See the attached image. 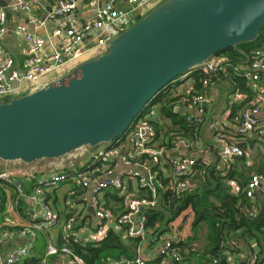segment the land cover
I'll use <instances>...</instances> for the list:
<instances>
[{"label":"built area","instance_id":"obj_1","mask_svg":"<svg viewBox=\"0 0 264 264\" xmlns=\"http://www.w3.org/2000/svg\"><path fill=\"white\" fill-rule=\"evenodd\" d=\"M124 1L127 6L118 8L117 0H88L95 12L90 18L78 21L77 0H56L44 15H38L34 11L40 6L41 0H8L6 7L11 12L25 14V22L18 23L13 28V35L21 44L23 68H16L14 59L3 49L1 41L7 31V13L5 8H0V100H9L57 83L76 65L73 62L88 51L96 50L98 55L104 53L110 39L137 21L140 13L136 10L151 7L156 0ZM48 22L55 25L45 36L35 32L36 29L45 28ZM65 65L70 68L63 72ZM229 68L248 82L252 95L248 97L238 89L230 95L228 108L220 116L228 119L231 114L229 108L241 104L237 109L238 113L232 118L235 122V135H228L223 131L214 134L218 154L225 161L244 156L246 150L239 144L236 136L248 133L254 134L257 144L264 148V51H253L252 57L245 63H233L226 55H216L195 67L186 76H191L195 71L202 73L204 77L201 80V90L193 91V87L180 90L177 82L183 80L184 75L166 87L176 97L172 102L174 112L180 106L188 111L192 110L181 115L193 128L190 137L177 134L171 139L170 148L162 145V137L157 135L153 124L158 105H151L112 144L87 146L89 151L95 148L94 153L78 154V158L67 162L69 171L50 172L37 182L30 195L35 208L29 215L28 223L1 229L0 243L3 239L17 237L27 238L29 242L15 246L7 255L0 253V264L21 262L31 253L38 233H46L57 227L60 217L46 202L45 190L57 188L70 178L76 182L79 190L72 194L77 198H71L70 204L74 205L79 200L85 208L92 207L93 212L90 213L93 221L79 224L76 212L68 214L62 224L63 243H47L44 257L38 260V264H49L48 258L57 255L64 257L61 264H86L69 244H99L110 229L120 231L122 239L134 241L135 248L129 256L102 257L101 264H146L142 246L145 242L152 241L157 243L153 250L156 264L181 263L185 254L177 245L178 238H181L179 228L188 221L191 209L184 211L177 223L167 225L157 237L152 229L146 227V212L157 208L162 192L180 197L192 191L196 185L192 179L198 173L197 164L201 163L205 167L211 164L209 160L196 154L199 151L198 128L204 120L211 82ZM58 70L60 71L55 76L44 80L46 75ZM0 179L15 188L13 206H17L24 195L22 180L2 171ZM130 182L134 183V187H130ZM227 186L233 194L243 193L248 199H253L258 193L264 203V173H251L245 185L231 178ZM114 190L123 199L121 208L117 210L110 208L103 199L104 194ZM139 190L143 193H131ZM244 211L250 215L257 213L249 205L244 207ZM234 251H224L225 264H264V259H260L256 250L242 263H236L228 258L229 253Z\"/></svg>","mask_w":264,"mask_h":264},{"label":"water","instance_id":"obj_2","mask_svg":"<svg viewBox=\"0 0 264 264\" xmlns=\"http://www.w3.org/2000/svg\"><path fill=\"white\" fill-rule=\"evenodd\" d=\"M263 23L264 0L161 1L57 83L1 99L0 159L32 163L112 144L157 93L204 61L232 48L248 62L239 44Z\"/></svg>","mask_w":264,"mask_h":264},{"label":"crops","instance_id":"obj_3","mask_svg":"<svg viewBox=\"0 0 264 264\" xmlns=\"http://www.w3.org/2000/svg\"><path fill=\"white\" fill-rule=\"evenodd\" d=\"M40 6L34 10L38 15H44L45 12L51 9V6L56 0H41ZM103 0H100L102 2ZM163 0H156L151 7H146L143 9H137L136 12L140 13L137 16V20L141 18L144 14H146L149 10H151L154 6L160 3ZM8 3V0H0V8H5L7 13V31L2 39V46L5 52H7L14 59V66L16 68H23V56L21 54V44L15 39L13 35V28L18 23L25 22V14L19 13L14 14L11 12L6 5L3 3ZM116 6L118 8H125L127 4L124 0H117ZM95 12V8L91 7L88 4V0H77L76 7V16L78 21H83L91 16H93ZM53 22H48L45 28L36 29L35 32L45 36L47 32H50L54 27ZM98 55L96 50H91L86 52L81 57L77 58L74 64H79L89 58H94ZM245 60V59H244ZM244 60L238 62L244 63ZM70 67L65 65L62 70L63 72L67 71ZM60 70L57 72L49 73L44 77V80H48L49 78L55 76ZM177 87L180 90H185L187 88L193 87V78L191 76L183 78V80H179L177 82ZM238 89L240 92H243L248 97L252 95L249 84L246 80L243 79L242 86L239 83H235L229 77V72L226 71L222 73L217 79L213 80L210 84V88H208L209 93V102L205 105V116L203 122L200 124L198 128V140L197 147L199 151H196V154L201 157L209 160L213 165L216 166V169L219 170L224 168L225 160H223L216 148L214 143V134L217 131H223L228 135L234 134L235 122L232 118L238 113L239 110H233V107H230L231 110L230 117L228 119H224L220 114L228 108V100L230 95ZM159 106V105H158ZM180 114H184L185 112H192V110L188 111L184 107L180 106L177 110ZM154 119L158 120L161 124H169L167 119L158 118L160 117L158 112L156 111L153 116ZM221 118V119H220ZM188 137V136H187ZM239 144L245 148L246 153L244 155L243 160H229L228 169H233L232 165L237 162V170H245L247 171V178L251 173H264L257 171L258 167L264 168V148L257 144V140L255 135L252 133H248L242 136H236ZM79 157V156H78ZM21 162L15 161H4L0 159V171L6 172L9 175L18 176L23 183L24 187V195L20 198L19 204L17 206H13V200L16 197V191L13 186L6 184L4 181L0 179V231L3 227H14L18 225H22L28 223L29 215L31 211L35 208L30 195L33 192L34 187L37 182L47 176L50 172L53 171H69L70 166H66L63 162H49L42 166H24L20 164ZM66 169V170H63ZM264 170V169H263ZM129 185V184H128ZM134 183L130 182V187ZM227 186V184H226ZM75 188V190H74ZM74 192H79L78 188H76V182L70 178L65 183L61 184L57 188L46 189V202L59 214L60 221L57 227L48 230L46 233H38V238L34 240L33 247L31 253L21 262L17 264H24L28 262L32 257L37 258V260H41L45 254V247L47 243H54L57 245H61L63 243V222L67 218V215L71 212H76L78 217V223H90L93 221L92 214L90 213V209L85 208L84 205L78 200L74 205L70 204L71 198H77ZM113 191H108L107 194H104L103 199L110 206V208L116 210L119 205L121 208L122 204L120 201L117 202L116 207H114L115 203L111 201L112 199L107 198V195ZM134 195L142 194L143 191H132ZM249 206H252L256 209V212L259 208L264 204L260 195L257 193L253 199H248ZM118 208V209H119ZM87 209V210H86ZM89 211V212H87ZM181 214L177 218L176 222L179 221ZM186 230V229H185ZM183 228L181 229L180 235L182 236ZM29 242L27 238H14V239H3L0 243V253L2 255H7L15 246ZM123 243H127L126 246H129L130 255L133 253V248H135V242L131 240L123 239ZM157 244L156 241H152L151 243L145 242L143 247V256L146 258V264H156L157 259L154 254V245ZM73 246L72 244H69ZM255 240H250L246 244H242L237 246L234 252H230L228 258L232 259L236 263H242L246 257L253 251H260L259 246ZM260 256V255H259ZM63 255L50 256L48 258L49 264H61V260L63 259ZM263 260L264 258H261ZM156 261V262H155ZM39 261L37 262V264ZM101 264V262H100ZM178 264H184V261Z\"/></svg>","mask_w":264,"mask_h":264},{"label":"trees","instance_id":"obj_4","mask_svg":"<svg viewBox=\"0 0 264 264\" xmlns=\"http://www.w3.org/2000/svg\"><path fill=\"white\" fill-rule=\"evenodd\" d=\"M239 47L250 58L253 51H264V23L254 41L239 44ZM218 55L228 56L233 63L245 59L232 48H227ZM228 72L231 80L242 86L243 78L233 73L230 68ZM191 77L193 78V91L201 90V80L204 75L195 71ZM175 99L173 92L164 88L148 102L142 111V113L145 112L151 105H159L160 118L167 119L169 124H161L158 120L153 121V124L157 135L162 137V145L167 148H170L171 139L177 134L190 137L193 131L192 126L187 124L178 112L173 111L172 102ZM240 105L233 106V110H237ZM243 158L244 156L233 157L238 161ZM229 163L230 161H225L224 168L219 170L212 163L207 167L198 163L196 166L198 173L195 175L198 181L192 191L180 197L170 192H162L157 208L146 212V227L152 229L157 237L167 225L176 221L180 214L191 209L188 221L186 224L182 223L184 225L179 228V230L183 228V232L177 241L178 247L185 254L184 264H225V250H236L237 246L246 244L250 240L256 241L260 248L259 255L264 258V204L255 215L244 211V207L249 205L248 198L243 193L233 194L225 184L229 179L234 178L239 180L241 185H245L249 177L247 178V171L237 170V162L232 165L233 169H228ZM263 169L260 166L257 171L263 172ZM107 198L112 199L115 205L120 200L122 204L123 199L117 195L116 190L108 194ZM201 226L205 227L204 238L201 246L196 248L194 244L199 240L197 230ZM126 244L123 243L120 231L110 229L106 238L99 244H73L72 247L86 264H100L102 257L129 256L131 249ZM37 262V258L32 257L24 264H37Z\"/></svg>","mask_w":264,"mask_h":264},{"label":"rangeland","instance_id":"obj_5","mask_svg":"<svg viewBox=\"0 0 264 264\" xmlns=\"http://www.w3.org/2000/svg\"><path fill=\"white\" fill-rule=\"evenodd\" d=\"M155 110L158 112L159 110V106H156ZM160 118V117H158ZM101 146V145H99ZM97 146V147H99ZM96 149L94 148L93 150L89 151V148H87V146L83 147V148H80L79 150H75V151H72L71 153H68V154H65L63 155L62 157L60 158H55V159H42V160H38V161H35V162H32V163H24V162H21V161H15V162H21L20 164H23L24 166H33V165H36V166H42L46 163H49V162H63L65 165H67V162H69V160L71 159H74V158H78L76 157L78 154H83V153H88V152H92L94 153ZM193 182L197 183L198 179L196 178V176L192 179ZM114 207H116V205H114ZM204 231H205V227L204 226H201L198 230H197V236H199V240L194 244V246L196 248L200 247L202 242H203V238H204Z\"/></svg>","mask_w":264,"mask_h":264},{"label":"bare ground","instance_id":"obj_6","mask_svg":"<svg viewBox=\"0 0 264 264\" xmlns=\"http://www.w3.org/2000/svg\"><path fill=\"white\" fill-rule=\"evenodd\" d=\"M79 150V149H78Z\"/></svg>","mask_w":264,"mask_h":264}]
</instances>
